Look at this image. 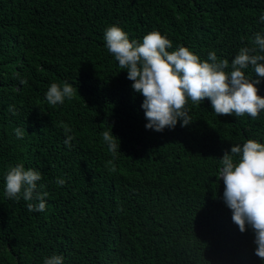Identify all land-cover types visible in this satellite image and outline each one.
<instances>
[{"label": "trees", "instance_id": "trees-1", "mask_svg": "<svg viewBox=\"0 0 264 264\" xmlns=\"http://www.w3.org/2000/svg\"><path fill=\"white\" fill-rule=\"evenodd\" d=\"M261 15L264 0H0V264L54 254L63 264H264L216 178L233 145L264 144V110L255 120L217 116L207 99L189 101V125L146 129L143 96L104 40L112 25L138 42L158 31L169 51L184 46L201 61L215 51L230 72L239 50L264 36ZM243 71L264 97V78ZM64 82L74 97L49 105L50 85ZM104 131L120 152L108 150ZM17 164L41 173L44 212L5 195Z\"/></svg>", "mask_w": 264, "mask_h": 264}, {"label": "clouds", "instance_id": "clouds-1", "mask_svg": "<svg viewBox=\"0 0 264 264\" xmlns=\"http://www.w3.org/2000/svg\"><path fill=\"white\" fill-rule=\"evenodd\" d=\"M260 21L264 22V15ZM104 40L107 51L127 71L133 91L143 96L141 107L147 120L146 129L156 132L173 129L178 120H182V127L189 125L192 122L187 108L189 101L201 105L207 99L217 116L248 115L255 120L264 110V97L256 87L260 80L247 78L243 71L252 66L254 73L264 78V63H261L264 62V36L260 33L255 35L252 48L242 47L234 56L230 72L225 71L229 60L218 59L215 51L204 61L184 46L169 51L172 42L158 31L149 32L138 42L112 25L105 30ZM20 83L27 81L22 79ZM45 96L49 105L63 104L66 98L74 97V88L67 82L63 86L52 83ZM9 111L14 109L10 106ZM70 131L64 128V144L69 149L74 139ZM14 132L18 139L23 138L22 129L16 128ZM102 137L110 152L119 151L120 143L117 144L118 138L112 131H104ZM220 165L216 178L223 180V201L232 212V221L241 233L248 228L253 231L255 255L264 261V144L248 139L242 146L233 145L220 158ZM41 178L39 171L26 170L23 164L12 166L5 176V195L17 201L22 196L29 202V212H44V197L48 194L36 191ZM64 183V179L57 180L58 185ZM63 259L54 254L44 264H63Z\"/></svg>", "mask_w": 264, "mask_h": 264}]
</instances>
